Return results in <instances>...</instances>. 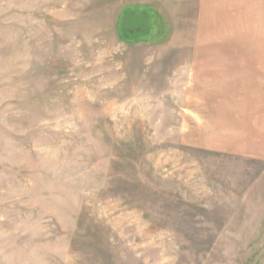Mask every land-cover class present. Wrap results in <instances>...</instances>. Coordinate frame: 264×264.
<instances>
[{
    "label": "rangeland",
    "instance_id": "obj_1",
    "mask_svg": "<svg viewBox=\"0 0 264 264\" xmlns=\"http://www.w3.org/2000/svg\"><path fill=\"white\" fill-rule=\"evenodd\" d=\"M199 2L0 0V264H264V0Z\"/></svg>",
    "mask_w": 264,
    "mask_h": 264
},
{
    "label": "crops",
    "instance_id": "obj_2",
    "mask_svg": "<svg viewBox=\"0 0 264 264\" xmlns=\"http://www.w3.org/2000/svg\"><path fill=\"white\" fill-rule=\"evenodd\" d=\"M176 1V0H175ZM179 2H181V0H178ZM203 2H204V0H203ZM203 2L200 0V2H199V4H200V6L203 4ZM204 3H206V2H204ZM198 4V5H199ZM157 5H153V7H154V9L157 11L158 10V8L156 7ZM197 6V5H196ZM195 6V7H196ZM169 8H171L170 6H169ZM185 8H188V7H185ZM242 22L243 21H240V19H237V21L236 22H234L233 23V21H230V22H228L227 24H226V22H225V20L224 21H222V24H221V26H220V31H224V29L226 28V26H228L227 28L228 29H230V28H232V26H234V25H236V26H238V25H241L242 24ZM246 22H248V19L246 20ZM246 23H244L243 25H245ZM223 34V33H222Z\"/></svg>",
    "mask_w": 264,
    "mask_h": 264
},
{
    "label": "trees",
    "instance_id": "obj_3",
    "mask_svg": "<svg viewBox=\"0 0 264 264\" xmlns=\"http://www.w3.org/2000/svg\"><path fill=\"white\" fill-rule=\"evenodd\" d=\"M131 13H132V12H131ZM132 14H133V13H132ZM133 31H134V30H133ZM125 32H126V31L119 32V35H120V37H121L123 40L127 41ZM139 41H141V40L135 38V39H133V40L131 41V43H137V42H139Z\"/></svg>",
    "mask_w": 264,
    "mask_h": 264
}]
</instances>
